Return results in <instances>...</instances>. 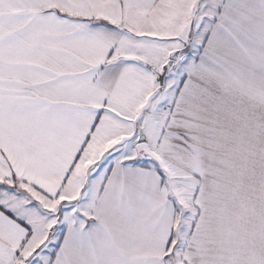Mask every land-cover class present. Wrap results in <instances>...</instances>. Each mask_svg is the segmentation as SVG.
<instances>
[{
    "label": "snow or ice",
    "instance_id": "1",
    "mask_svg": "<svg viewBox=\"0 0 264 264\" xmlns=\"http://www.w3.org/2000/svg\"><path fill=\"white\" fill-rule=\"evenodd\" d=\"M0 264H264V0H0Z\"/></svg>",
    "mask_w": 264,
    "mask_h": 264
}]
</instances>
